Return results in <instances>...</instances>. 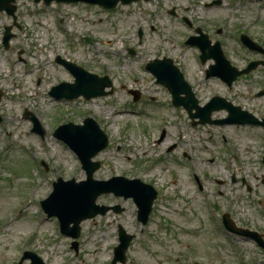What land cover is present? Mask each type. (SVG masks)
<instances>
[{"label":"rangeland","instance_id":"rangeland-1","mask_svg":"<svg viewBox=\"0 0 264 264\" xmlns=\"http://www.w3.org/2000/svg\"><path fill=\"white\" fill-rule=\"evenodd\" d=\"M212 1L138 0L105 10L83 3L46 7L42 2L15 0V23L0 12V264H19L24 250L45 264H108L118 243V225L133 235L124 264H264V250L217 222L228 213L236 226L264 239L262 129L192 125L186 111L172 107L166 88L144 69L154 58H171L199 105L219 95L264 118V97L255 96L264 89V65L241 75L228 89L218 78H204L211 60L201 65L198 50L183 42L193 33L183 22L186 18L212 41H220L233 65L262 59L241 45L239 33L264 48V0ZM6 25L13 37L4 48ZM7 54L19 59L16 66L8 64ZM57 56L109 76L113 92L90 100L54 101L47 94L51 86L73 81L56 63ZM29 69L38 74L23 75ZM129 89L139 91L137 101ZM24 110L40 120L44 138L30 132L32 124L22 116ZM225 114L213 112L212 118ZM87 116L108 138L106 148L93 158L100 161L94 178L135 177L158 192L144 226L136 219L131 199L98 196L97 204H117L122 211L83 220L74 251L72 239L60 234L56 218H46L39 202L51 192L56 177L85 178L75 155L52 131L61 122L78 124ZM192 174L201 183L200 191ZM20 201L29 204L22 206ZM18 209L21 216H15ZM41 216L44 221L38 224Z\"/></svg>","mask_w":264,"mask_h":264},{"label":"water","instance_id":"water-1","mask_svg":"<svg viewBox=\"0 0 264 264\" xmlns=\"http://www.w3.org/2000/svg\"><path fill=\"white\" fill-rule=\"evenodd\" d=\"M14 0H0V10H5L7 14L12 15L15 11V7L11 5ZM39 1V0H35ZM52 0H44L46 4ZM59 2H76L83 1L92 4H101L104 7L111 8L115 6L118 0H55ZM122 3H129L133 0H120ZM13 18H15L13 16ZM10 27H5L4 33V44L6 45L8 39L11 37L9 34ZM141 32H139V35ZM205 39H197L192 37L190 43L199 46L202 54L201 60L209 56H212L215 60V64L210 66L208 75H218L227 84H230L237 75L248 72L251 68L257 65V62H252L248 68L243 71H237L234 68H230L228 61L225 60L221 54L218 44L214 45L213 54L209 55L206 53ZM242 41L249 47L258 48L253 42L247 37L242 36ZM58 62H61L66 66L75 77L73 84L61 83L56 87H53L49 92L51 95L60 98H74L78 95H83L86 99L108 94L111 92H105L104 87L110 86L111 82L107 77L98 78L96 75L88 73L76 66L75 64L65 62L57 58ZM264 63V61H262ZM147 69L153 72L157 81L168 87L171 92L174 104L183 105L191 117H198L200 123H217V124H231V123H249L250 115L240 110L239 107L233 106L231 103L226 102L221 97H213L204 107H197L196 100L190 90L189 85L183 80L181 72L175 67L170 59L154 60L147 64ZM135 99H137V93ZM184 93L185 97H180L179 94ZM195 108V113H191V109ZM224 108L228 112V116L224 119L210 120V114L213 110ZM33 119V117H32ZM34 120V119H33ZM253 120V119H252ZM84 125H73L67 123L59 127L54 135L65 141L72 150L78 155L82 162V167L86 171L87 178L85 181L75 182L74 179L68 181H62L58 178L55 182L53 192L45 200L41 201V205L47 212L48 216H57L60 223V230L64 234H67L73 238L79 235V223L85 218H90L96 214H104L109 207L95 205L94 201L97 195L103 192H114L116 195H124L125 197L131 196L135 204L138 207V218L142 224L146 223L147 216L151 210L152 200L155 197V191L151 186L146 185L139 180H127L123 177L112 178L108 181H98L92 179L93 171L99 166L98 162H91V157L94 156L99 150L105 147L107 143L106 136L98 128L97 124L93 119L87 118L83 121ZM33 130L41 132L36 125ZM264 161V160H263ZM114 211L119 212V207H113ZM224 225L233 232L251 236L252 238L259 240L256 233L249 232L247 230H240L234 227L233 222L228 218L227 215H223ZM70 224H72L70 226ZM119 244L114 248V257L110 264H121L125 261V250L132 238L127 235L122 227L118 228ZM72 246L77 247V243L73 242ZM25 257H30L33 260L32 264H42L41 261L33 254L26 253Z\"/></svg>","mask_w":264,"mask_h":264},{"label":"bare ground","instance_id":"bare-ground-1","mask_svg":"<svg viewBox=\"0 0 264 264\" xmlns=\"http://www.w3.org/2000/svg\"><path fill=\"white\" fill-rule=\"evenodd\" d=\"M7 62L9 65L11 66H16L18 64V61L17 59L13 58V57H8L7 59ZM38 73L34 70H27L23 75H26V76H36ZM49 256V255H48ZM47 256V258H48Z\"/></svg>","mask_w":264,"mask_h":264},{"label":"flooded vegetation","instance_id":"flooded-vegetation-1","mask_svg":"<svg viewBox=\"0 0 264 264\" xmlns=\"http://www.w3.org/2000/svg\"><path fill=\"white\" fill-rule=\"evenodd\" d=\"M264 97V96H263ZM257 116V115H256ZM261 118V117H260ZM263 118V117H262ZM264 119V118H263Z\"/></svg>","mask_w":264,"mask_h":264}]
</instances>
